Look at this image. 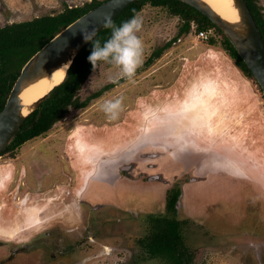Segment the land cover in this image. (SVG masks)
I'll list each match as a JSON object with an SVG mask.
<instances>
[{
    "label": "rangeland",
    "instance_id": "1",
    "mask_svg": "<svg viewBox=\"0 0 264 264\" xmlns=\"http://www.w3.org/2000/svg\"><path fill=\"white\" fill-rule=\"evenodd\" d=\"M9 1L0 0V26L57 13L65 3L73 6L89 0H27L16 11V5L9 8ZM259 2L264 11V0ZM137 14L142 19L136 35L143 42V54L135 74L128 78L113 64L101 61L77 94L84 99L103 84L114 81V85L85 107L70 108L44 135L2 154L0 205L21 194L11 197L5 191L25 183L24 174L33 184L43 180V189L56 183L63 189L70 183L75 202L69 207L79 213L85 210L90 217L79 220L74 232L89 228L96 239L78 246L69 260L56 258L55 264H169L147 257L137 240L147 234L149 215L172 217L165 209V191L179 186L175 217L187 221L181 236L193 254L189 264H264L262 92L220 46L221 34L214 27L207 28V37L214 40L210 43L196 36L193 22L189 34L146 62L155 48L178 33L182 22L167 7L149 2ZM117 99L121 105L115 115L107 113L102 107L105 101ZM156 129L159 134L168 131L173 138L156 136L153 141ZM92 184V204L78 205L84 186ZM60 189L56 193L64 195ZM122 194L149 195V210L142 211L147 206L136 200L122 206L118 199ZM5 210L0 208V260L10 251L3 240L14 238L20 223L31 225L33 217L27 218L34 215L28 212L31 215L21 222L17 215L6 218ZM50 216L54 212L39 217L35 230L49 225ZM103 245L116 249L96 251ZM27 252L13 264H34L38 252Z\"/></svg>",
    "mask_w": 264,
    "mask_h": 264
},
{
    "label": "trees",
    "instance_id": "2",
    "mask_svg": "<svg viewBox=\"0 0 264 264\" xmlns=\"http://www.w3.org/2000/svg\"><path fill=\"white\" fill-rule=\"evenodd\" d=\"M103 1L89 0L81 5L73 6L65 3L64 9L57 13L35 17L22 22L12 21L0 26V111L26 61L67 24H70L76 18ZM245 1L260 30L261 39L264 44L263 7L259 0ZM147 2L152 5L167 7L170 15L179 17L182 25L175 36L151 52L146 62L160 55L163 49L171 46L178 38L189 34L194 22V24H197L198 31L214 27L221 34L219 40L220 46L233 60L236 67L245 76L251 78L253 81L255 80L222 30L195 7L181 0H134L112 21L116 26H120L123 22L131 19L134 14H137ZM111 34V28L103 27L97 32L95 39H99L103 45L110 38ZM207 40L210 43L214 42L210 36L207 37ZM91 48V43H85L81 47L68 66L62 81L54 85L37 108L25 119L19 130L15 133L12 143L4 153L17 149L33 137L41 134L44 135L57 121L65 116L70 108L81 109L85 107L92 98L97 97L102 91L115 84L114 81L103 84L99 87L100 89L90 93L84 99L79 97L77 92L93 70L92 65L87 59ZM257 86L259 87L258 84ZM180 194L181 189L179 186L172 187L166 192L165 209L172 214V217L167 215L150 217L148 232L144 238L139 240V243L147 249V251H144L147 257H158L169 264L190 263L193 254L187 251L181 236V226L186 224L187 221L179 220L175 217Z\"/></svg>",
    "mask_w": 264,
    "mask_h": 264
},
{
    "label": "water",
    "instance_id": "3",
    "mask_svg": "<svg viewBox=\"0 0 264 264\" xmlns=\"http://www.w3.org/2000/svg\"><path fill=\"white\" fill-rule=\"evenodd\" d=\"M132 1L134 0H104L67 24L26 61L0 111V157L12 143L15 133L25 119L59 82L43 87L41 95L33 102L27 103L30 88L51 76L65 60L68 61V66L70 65L74 56L85 44L82 32L95 29L97 33L105 27L106 18L110 17L113 20ZM181 1L195 7L222 30L250 70L264 97V44L246 1L232 0L236 7L235 21L219 14L204 0Z\"/></svg>",
    "mask_w": 264,
    "mask_h": 264
},
{
    "label": "flooded vegetation",
    "instance_id": "4",
    "mask_svg": "<svg viewBox=\"0 0 264 264\" xmlns=\"http://www.w3.org/2000/svg\"><path fill=\"white\" fill-rule=\"evenodd\" d=\"M148 145L152 146L153 144L150 143ZM32 174L34 176V173ZM23 176L25 179L28 177L27 174H24ZM22 185H23V189L20 191L19 188ZM18 186L19 188L17 187L15 188V191L12 192L13 194L11 195V197H13L14 193H18L20 191L21 194L16 197L18 199L21 198V200L16 202V204H15V201H13L11 202L12 203L11 205H6V206L0 205V208L1 207L6 208L5 213H4L6 218L10 219L13 216L16 217L17 215L18 220H20L21 222L22 220L25 221V219L31 215V213H28V212H34V215L27 218V221H31L33 217V221H32V224L29 225L28 227L27 226L24 227V225H22L23 223H20L21 229L19 228L17 229L18 230L17 232L13 233L14 238L11 239V236H9V238L3 240L4 243L8 245L7 248H9L11 252L6 251V252H9V254L7 255V257L0 260V264H13V262L15 261L16 257L19 254L27 255L28 254L27 251L38 252V254L41 253L40 263L37 262V260L39 259V256L37 254V258L35 259L36 261L34 260V264H55V262L53 261L56 258L59 259L61 257L62 259L66 260V257H67L68 258L67 260H69V258L71 256L73 257L75 252L80 249V247L78 246H81V245L85 246L86 243L89 244V242L94 241L96 239V235L92 232V230H89V228L84 227V230L82 232H78L77 234L76 232H74V230L76 229V224L79 222V220L86 218L87 221H89L90 217L86 213L85 210L79 213L80 211L77 210L76 208L71 209L69 207L72 201L75 202V198L74 196H72V192H75V190L70 188L72 187L70 186V183L64 185L63 189H60V184L58 183L53 185V187L51 188L47 187L45 189H43L44 186H42V184H39V183H35L32 185L21 183ZM56 189L58 191L59 189L60 191L63 190L64 195L56 193L55 191ZM91 192L92 191H91L90 186H87V185L84 186L82 190L84 197L80 199V202H78V205L82 202L86 204H92L89 201L90 198L93 197V195L92 196L91 194L89 195V193ZM166 192L167 191H165V196H166ZM6 193L7 195H9L8 194L9 192L6 191ZM52 193H56L58 195L56 194L50 195ZM42 196L45 197V200L43 199ZM35 197L42 198V200H38ZM51 198H54V199L57 198L58 200L55 203H53ZM120 198L122 200H120L119 202H121L122 206H126V207L128 206L127 204H129L131 200H136L139 203L143 202L144 206H145V202L147 203L150 200L149 195L148 196L141 195V199H140V195L122 194ZM43 203H45L47 206L44 207ZM100 206L101 205H94L92 207L99 208ZM145 209L141 207L142 211L143 210L147 211L149 210V206H147V208ZM52 211L54 212V216H50V219H51L49 222L50 224L44 227L41 226L39 229L35 230L34 224L39 223V217L43 216L45 213L53 215ZM151 216H155V215H149V218L147 219L148 229H149V221H150ZM156 216H159V215H156ZM3 223L6 224L5 222ZM86 230L88 231L86 232ZM139 240L140 239L137 240V243L142 249V251H147V249H145L139 243ZM113 249L115 250L116 248L103 245L101 249H97L96 251H106L107 252V251H112ZM45 252H46V255L50 257L51 261L44 259V256L46 257ZM71 264H76V263L73 262Z\"/></svg>",
    "mask_w": 264,
    "mask_h": 264
},
{
    "label": "clouds",
    "instance_id": "5",
    "mask_svg": "<svg viewBox=\"0 0 264 264\" xmlns=\"http://www.w3.org/2000/svg\"><path fill=\"white\" fill-rule=\"evenodd\" d=\"M105 27L111 28L112 34L103 45L99 39H95L97 35L95 29L81 33L84 42L92 44L87 59L92 65L93 72L99 61H105L116 66L124 76L131 78L142 63L143 42L136 35L141 30L142 19L138 14H134L131 19L116 26L108 17L105 20ZM120 105L121 101L117 99L105 101L102 107L107 113L115 115V110Z\"/></svg>",
    "mask_w": 264,
    "mask_h": 264
},
{
    "label": "bare ground",
    "instance_id": "6",
    "mask_svg": "<svg viewBox=\"0 0 264 264\" xmlns=\"http://www.w3.org/2000/svg\"><path fill=\"white\" fill-rule=\"evenodd\" d=\"M209 3L217 12L221 15H225L228 20L235 21L237 17L236 7L232 0H204ZM66 66H68V61H64L63 65L54 70L51 76L43 79L36 86L30 88V94L27 96V103L33 102L37 99L41 93L42 88L47 86H52L57 82H60L65 74Z\"/></svg>",
    "mask_w": 264,
    "mask_h": 264
},
{
    "label": "crops",
    "instance_id": "7",
    "mask_svg": "<svg viewBox=\"0 0 264 264\" xmlns=\"http://www.w3.org/2000/svg\"><path fill=\"white\" fill-rule=\"evenodd\" d=\"M26 1H27V0H24V2H22V0H10V1H9V8H11L12 5H16V6H15V10H14V11H16V10L19 9L18 7L21 6L23 3H26ZM11 11H12V10H11ZM14 11H13V12H14ZM10 22H12V21H10ZM15 22H18V21H15ZM7 23H9V22H7ZM152 91L155 92V91H158V89H154V90H152ZM152 91H151V92H152ZM154 92H153V93H154ZM153 110H154V109H153ZM153 110H152L151 108H149V112L152 113ZM157 110H160V109H159V108H156L155 111H157ZM147 114H148V113H147ZM147 114H146V115H147ZM159 133H160L159 130L156 129V130H155V136H153V139H152L153 141H154V139H158V137H156V136H161L162 139H165V138H168V139L173 138V137H171V136L169 135L168 131H165V132L162 133V134H159ZM151 143H152L153 145H155V142H154V143L151 142ZM148 144H150V142H149ZM160 145H161V144H160ZM153 147H154V146H153ZM155 147H156V146H155ZM165 150H166V149H165ZM3 165H4V164H2L1 166H3ZM26 171H27V169H26ZM35 174H36V172H34V176H33V177H35ZM28 179H29V177H27L26 179H25L24 177H22V180L25 181V184H31V185H32L33 183H31ZM23 181H22V182H23ZM147 182H149V181H147ZM41 183H43V180H41L40 184H41ZM142 183H146V182L143 181ZM11 184H12V183H11ZM22 184H23V183H22ZM4 187H5V185H4ZM15 187L19 188V186H17V184L14 186V188H15ZM92 187H93V184L90 185V188H92ZM22 188H23V185L19 188V190L21 191ZM4 189H5V188H4ZM7 192H9V193H8L9 195H12V194H13V193H12L13 191L10 190V189L7 190ZM5 193H6V191H5ZM21 196H22V195H21ZM101 199H102V198H101ZM101 199H100V200H101ZM118 199H119V200H122L120 197H119ZM140 199H141V195H140ZM19 200H21V198H20V199H18V198H17V199H16V198H15V199L11 198L10 200L8 199L7 201H4V202H3V205H5V206H6V205H11V204H12L11 202H13V201H15V204H16V202H18ZM91 200H92V199L90 198L89 201L92 203ZM147 203H148V202H147ZM0 204H1V203H0ZM145 205H146V202H145ZM4 215H5V214H4Z\"/></svg>",
    "mask_w": 264,
    "mask_h": 264
},
{
    "label": "built area",
    "instance_id": "8",
    "mask_svg": "<svg viewBox=\"0 0 264 264\" xmlns=\"http://www.w3.org/2000/svg\"><path fill=\"white\" fill-rule=\"evenodd\" d=\"M208 30H200L197 32L196 36L200 39H206L207 38V34H208Z\"/></svg>",
    "mask_w": 264,
    "mask_h": 264
}]
</instances>
